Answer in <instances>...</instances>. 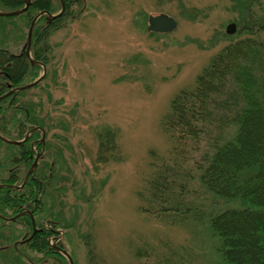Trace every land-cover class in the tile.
Wrapping results in <instances>:
<instances>
[{
    "label": "rangeland",
    "instance_id": "obj_1",
    "mask_svg": "<svg viewBox=\"0 0 264 264\" xmlns=\"http://www.w3.org/2000/svg\"><path fill=\"white\" fill-rule=\"evenodd\" d=\"M248 1L256 17L264 15V0H81L47 38L45 76L24 98L49 111L48 149L39 152L56 171L43 203L48 217L59 213L63 227L58 241V234L48 241H61L73 264H231L219 251L210 214L236 203L205 190L190 160L182 166L193 174L184 190L187 205L199 206L193 213H157L143 192L170 156L164 118L171 101L194 86L236 33ZM161 13L173 17L176 28L149 32L148 16ZM231 23L234 33L227 34ZM2 25L11 39L0 29V46L19 53L26 25L18 18L0 19ZM103 134L114 146L101 158ZM40 264L64 263L47 258Z\"/></svg>",
    "mask_w": 264,
    "mask_h": 264
},
{
    "label": "trees",
    "instance_id": "obj_2",
    "mask_svg": "<svg viewBox=\"0 0 264 264\" xmlns=\"http://www.w3.org/2000/svg\"><path fill=\"white\" fill-rule=\"evenodd\" d=\"M62 2L65 8L60 16L48 20L47 14H42L32 28L29 50L34 62L25 53L26 45L16 54L9 51V45L0 46V96L31 83L39 76L42 65L46 68L51 50L47 38L61 27L70 5L81 0ZM23 5L24 0H0L3 11ZM244 6L247 9L236 33L228 37L227 43L198 74L194 86L181 90L171 101L164 118L165 129L173 142L170 156L147 179L143 193L149 194L157 213H193L199 206L193 203L190 207L192 204L188 206L190 203L184 201L185 182L193 179V174L182 166V161L190 160L205 190L216 198L236 203L210 214V224L220 239L219 251L224 260L231 264H264V15L259 13L261 16L256 17L250 1ZM27 8L19 15L0 16V19L18 18L29 28L40 11L58 13L61 2L31 0ZM15 27L12 29L16 31ZM0 29L3 37L11 39L6 25ZM28 90L14 91L0 100V136L21 140L36 127L46 133L49 111L41 102L25 99ZM41 137V131L34 129L19 144L0 139V184L7 185L0 188V264H40L47 258L67 264L65 256L48 241L51 235H59L63 226L58 212L46 215L43 197L56 169L43 160L42 153L20 186L34 155L47 148L46 137L43 143ZM98 140L96 153L101 157L114 145L105 134L99 135ZM25 210L32 214L41 231L32 235L31 218L23 213ZM17 224L21 229L13 230ZM85 243L91 257L93 249L90 242ZM56 246L67 251L61 241ZM27 250L42 255L36 259ZM5 252L12 258L4 259Z\"/></svg>",
    "mask_w": 264,
    "mask_h": 264
},
{
    "label": "water",
    "instance_id": "obj_3",
    "mask_svg": "<svg viewBox=\"0 0 264 264\" xmlns=\"http://www.w3.org/2000/svg\"><path fill=\"white\" fill-rule=\"evenodd\" d=\"M61 2V9L60 11L58 12V14H50L49 12L47 11H40L37 16H35L30 25H29V28L28 31H27V37H26V48H25V53L27 55V57L30 59L31 62H34L32 61V58L30 57V52H29V49H30V46H31V36H32V31H33V27H34V24L36 22V20L38 19V17H40L42 14H47V17L48 18H56L58 16H60L63 11H64V4L62 2V0H60ZM31 3V0H24V5L19 8V9H14V10H10V11H3V10H0V16L2 17H9V16H16V15H19L23 12H25L29 7ZM147 22H148V25H147V29L148 31H151V32H157V33H166V32H171L173 31L175 28H176V25H177V22H175V19L167 14H164V13H161V14H158V15H152L150 14L148 16V19H147ZM234 30H235V24L231 23L229 25H227L226 27V33L227 34H232L234 33ZM42 68L43 70L42 71V74L40 75V77L36 78L34 81H31V83L29 82L28 84L26 85H23V86H19V87H16V88H13V89H10L9 92L7 91L6 93H3V95L0 96V100L5 98L6 96H8L9 94L13 93L14 91H18V90H24V89H30L31 87H33L34 85H36L40 80H42V78L45 76V73H46V68L44 65H42ZM34 129H39L42 133V137H41V140L44 141V136L45 134L44 133V130L41 128V127H36ZM34 129H30L28 131L27 134H25V137L21 140H12V139H7V138H4L3 136H0V139L5 141V142H8V143H12V144H19V143H22L24 140L27 139V137L29 136L30 133H32V131ZM39 155L40 153L38 152L36 155H35V158L33 160V163L32 165L29 167L25 177H24V180H23V183L20 185L22 186L27 178L29 177V175L31 174V172L33 171V169L36 167V164H37V160L39 158ZM3 186H7L6 184H0V188ZM20 186H17V187H20ZM27 213L30 215V218H31V222H32V227H33V234L36 233L37 229H36V223L34 221V217L32 216V214L27 211ZM55 249L60 253L62 254L63 256H65L69 262V264H73V261L71 260V257L69 256V253L65 250V249H62L61 247H58V246H54Z\"/></svg>",
    "mask_w": 264,
    "mask_h": 264
},
{
    "label": "flooded vegetation",
    "instance_id": "obj_4",
    "mask_svg": "<svg viewBox=\"0 0 264 264\" xmlns=\"http://www.w3.org/2000/svg\"><path fill=\"white\" fill-rule=\"evenodd\" d=\"M42 143H43V141H42ZM23 213H24V214H28V213H27V210L23 211ZM3 218H5V219H10V220H14V217H11V216H7V217H6V216H3ZM32 230H33V228H32ZM37 230H38V231H41L42 228H37ZM36 232H37V231H36Z\"/></svg>",
    "mask_w": 264,
    "mask_h": 264
}]
</instances>
